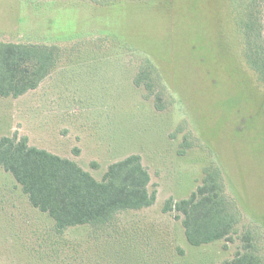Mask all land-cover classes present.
Returning <instances> with one entry per match:
<instances>
[{
  "label": "rangeland",
  "instance_id": "obj_1",
  "mask_svg": "<svg viewBox=\"0 0 264 264\" xmlns=\"http://www.w3.org/2000/svg\"><path fill=\"white\" fill-rule=\"evenodd\" d=\"M238 6L0 0V42L59 55L36 90L0 96V138L27 137L99 181L110 164L139 155L157 192L154 205L108 227L60 233L0 169V264H223L247 235L264 262V87L246 59ZM147 62L160 74L149 72L152 88L136 81ZM213 171L236 226L229 241L194 247L165 207L189 199Z\"/></svg>",
  "mask_w": 264,
  "mask_h": 264
},
{
  "label": "trees",
  "instance_id": "obj_2",
  "mask_svg": "<svg viewBox=\"0 0 264 264\" xmlns=\"http://www.w3.org/2000/svg\"><path fill=\"white\" fill-rule=\"evenodd\" d=\"M237 3L236 22L248 49L246 59L264 87V0ZM58 63V52L52 47L0 42V96L16 99L36 90ZM147 63L136 81L152 88L149 72H159ZM0 169L13 175L31 205L47 214L60 233L78 226L108 227L116 215L149 208L157 198V192L149 189L151 175L139 155L110 164L99 181L74 160L31 146L27 137H2ZM165 211L176 213L194 247L229 241L236 226L234 214L225 206L217 171L208 172L189 199L168 200ZM243 243V252L223 264H264L252 238L245 236Z\"/></svg>",
  "mask_w": 264,
  "mask_h": 264
}]
</instances>
